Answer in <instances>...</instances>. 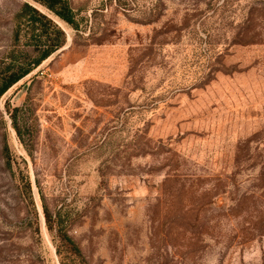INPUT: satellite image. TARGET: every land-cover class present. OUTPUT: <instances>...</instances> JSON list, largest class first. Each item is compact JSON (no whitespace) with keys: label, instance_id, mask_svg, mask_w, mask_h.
<instances>
[{"label":"rangeland","instance_id":"obj_1","mask_svg":"<svg viewBox=\"0 0 264 264\" xmlns=\"http://www.w3.org/2000/svg\"><path fill=\"white\" fill-rule=\"evenodd\" d=\"M29 1L66 43L0 94V264H264V0Z\"/></svg>","mask_w":264,"mask_h":264},{"label":"trees","instance_id":"obj_2","mask_svg":"<svg viewBox=\"0 0 264 264\" xmlns=\"http://www.w3.org/2000/svg\"><path fill=\"white\" fill-rule=\"evenodd\" d=\"M33 1L53 12L74 29H79L77 12L72 6L70 0ZM13 19L15 23V40L19 38L20 25L22 23L27 24L28 29L33 32L34 29L38 30V33L34 35V41L32 42L36 47H38L39 53L37 57H34L33 59L18 61L17 67H13L16 59H12L4 66L0 76V94L66 43L65 29L60 26L47 12L43 11L29 0H24L20 4V7L14 12ZM17 109L18 107H15V110ZM11 117L15 130L18 134H20V127L17 122L16 114L12 113ZM257 178L259 180L264 179V162H262V168ZM43 213L47 228L52 231L54 230L56 236L60 237L62 243L68 245L66 243L67 241L71 244L70 248L75 250L78 249L74 239L68 234L66 228L64 227L60 213L56 212V214L53 215V213L49 211L45 205H43ZM57 251L60 252L59 247L57 248Z\"/></svg>","mask_w":264,"mask_h":264},{"label":"water","instance_id":"obj_3","mask_svg":"<svg viewBox=\"0 0 264 264\" xmlns=\"http://www.w3.org/2000/svg\"><path fill=\"white\" fill-rule=\"evenodd\" d=\"M63 48H65V46H62L61 48H59L58 50H62Z\"/></svg>","mask_w":264,"mask_h":264}]
</instances>
